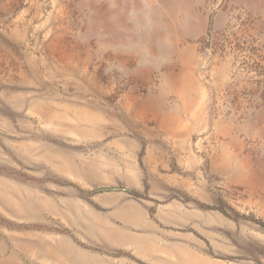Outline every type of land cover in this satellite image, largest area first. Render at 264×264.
I'll return each mask as SVG.
<instances>
[{
  "label": "rangeland",
  "instance_id": "rangeland-1",
  "mask_svg": "<svg viewBox=\"0 0 264 264\" xmlns=\"http://www.w3.org/2000/svg\"><path fill=\"white\" fill-rule=\"evenodd\" d=\"M0 264H264V0H0Z\"/></svg>",
  "mask_w": 264,
  "mask_h": 264
},
{
  "label": "water",
  "instance_id": "water-1",
  "mask_svg": "<svg viewBox=\"0 0 264 264\" xmlns=\"http://www.w3.org/2000/svg\"><path fill=\"white\" fill-rule=\"evenodd\" d=\"M103 190H109V189H103ZM103 190H102V191H103ZM112 190H121V189L116 188V189H112ZM122 190H124V191H128V192H130V193H133L134 195H138V193H136V192H134V191H132V190H128V189H122Z\"/></svg>",
  "mask_w": 264,
  "mask_h": 264
}]
</instances>
